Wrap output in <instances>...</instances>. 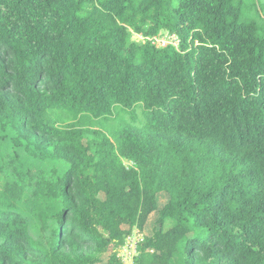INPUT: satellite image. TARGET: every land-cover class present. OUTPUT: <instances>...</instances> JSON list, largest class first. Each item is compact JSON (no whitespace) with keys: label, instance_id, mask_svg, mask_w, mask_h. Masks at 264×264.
Instances as JSON below:
<instances>
[{"label":"trees","instance_id":"1","mask_svg":"<svg viewBox=\"0 0 264 264\" xmlns=\"http://www.w3.org/2000/svg\"><path fill=\"white\" fill-rule=\"evenodd\" d=\"M0 178V264H264V0H0Z\"/></svg>","mask_w":264,"mask_h":264},{"label":"rangeland","instance_id":"2","mask_svg":"<svg viewBox=\"0 0 264 264\" xmlns=\"http://www.w3.org/2000/svg\"><path fill=\"white\" fill-rule=\"evenodd\" d=\"M135 37H137V35L133 34L132 40L138 41L139 39L135 38ZM143 40H145V39H143ZM133 114L135 115V122L141 123V122L145 121V118L143 117L145 114V110L143 109V107H138L137 109H135ZM125 118L127 120H130V118H128V115H126ZM137 123H135V124H137ZM3 183H4L3 179L0 178V189L3 186ZM166 201H167V195H165L164 193H161L158 195L159 208H162L163 205L166 203ZM157 219H158L157 214H152L149 217V219H148V221H147V223H146V225L142 231H139L137 229H133L130 232V235L126 238L123 246L115 249L114 251L107 252V253H104L103 255H101V263L100 264H107L108 258L110 256V254H112V253H114L117 256V258L122 262V264H135L136 257H137V252L135 250V247H137L138 243H140L145 237H150L153 234V231L157 228V224H156ZM168 227H169V224L166 225V228H168ZM124 229H127V227H125Z\"/></svg>","mask_w":264,"mask_h":264},{"label":"built area","instance_id":"3","mask_svg":"<svg viewBox=\"0 0 264 264\" xmlns=\"http://www.w3.org/2000/svg\"><path fill=\"white\" fill-rule=\"evenodd\" d=\"M135 38H138L139 39L138 41L142 42V43L149 42L155 48H166L168 46H172L173 48L178 50L179 46H180L179 37L175 34H171L168 32H160L158 35L153 36V37H149V38H143V37L137 35V37H135ZM143 39H145V40H143ZM138 41H136V42H138ZM135 250L137 252V247H135Z\"/></svg>","mask_w":264,"mask_h":264}]
</instances>
